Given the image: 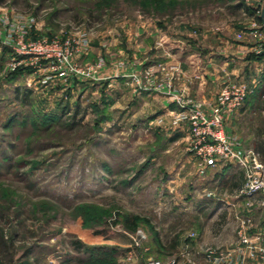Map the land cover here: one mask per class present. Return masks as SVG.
Returning <instances> with one entry per match:
<instances>
[{
  "label": "rangeland",
  "instance_id": "1",
  "mask_svg": "<svg viewBox=\"0 0 264 264\" xmlns=\"http://www.w3.org/2000/svg\"><path fill=\"white\" fill-rule=\"evenodd\" d=\"M257 17L249 0H0L7 40L4 19H20L33 24L26 43L46 38L75 46L85 34L90 48L117 59L156 46L148 40L156 28L170 52L221 50L227 40L239 43ZM78 56L73 62L80 66L97 61ZM36 59H22L0 40V224L14 237L16 264L181 262L178 235L198 225L219 230L210 246L243 247L232 214L208 221L210 212L194 216L191 204L163 195L161 184L172 176L164 171L179 159L158 154L168 142L145 121L124 120L132 105H112L114 92L93 81L73 79L77 89L68 95L61 89L66 76ZM243 123L232 135L264 145V121ZM230 190L223 185L215 194Z\"/></svg>",
  "mask_w": 264,
  "mask_h": 264
},
{
  "label": "crops",
  "instance_id": "2",
  "mask_svg": "<svg viewBox=\"0 0 264 264\" xmlns=\"http://www.w3.org/2000/svg\"><path fill=\"white\" fill-rule=\"evenodd\" d=\"M249 5L256 10L257 22L252 23V26L247 29L248 32L242 34L241 39H238L239 43H229L228 40H223L226 44L221 50L208 47L207 51L201 52L195 48L189 50L183 46L179 47L176 52H170L165 46V39H167L165 32L156 28L149 33L148 37V40H151L156 46L149 49L135 47L133 50L139 53L144 52V56L132 52V57H121L128 63L127 68L108 70L105 75H108L110 79L96 82V85L106 87V91H110L111 94L114 92L116 97H113L115 99H113L112 105L117 106L123 102L127 106L126 109L128 105H132L125 121H145V129L159 131V135L168 142L167 146L158 150V152L160 151L158 154L162 158L175 156L179 159L176 160L174 166L165 167L166 170L163 169L164 173L172 174L166 182L161 184V189L165 192L164 196L173 194L178 202L175 204L178 206L186 207L191 204L196 210L194 216L199 217L202 216L201 214L210 212L207 217L208 221L220 214H222V219L232 214L233 228L237 237H239L238 233L244 223H248L245 226L247 236L253 242L264 246V198H248L241 193L245 183L244 172L235 165L219 163L217 167L209 168L205 177L199 176L198 160L190 150L191 128L186 114L180 110L172 98L154 92H139L131 85L129 79L120 77L141 65H144L145 68L158 67L162 63L177 66L179 73L175 79V87L178 91H184L191 98L204 103L207 111L213 109L217 98L226 86L233 82L248 84L251 93L243 108L234 117L227 119V131L232 135L239 130V126L243 125L244 121H264V90L260 93L259 89L261 86L264 89V54H257L258 45L264 43V24L259 20L264 0H249ZM244 9L245 6H242L241 10ZM179 41L184 45L183 38H180ZM191 45L195 46L193 42ZM101 51H103L102 48L94 50L91 47L88 55L78 56L77 59L84 63L98 60L101 57L108 61L117 59L109 50L105 52L104 56ZM117 51L122 53L120 50ZM64 81L65 84L61 89L67 90L68 95L73 94L77 89L74 85L76 81L71 77ZM106 91L104 90L103 93ZM125 100L128 103H125ZM237 138L244 148L254 151L261 163L264 164V145H259L258 139L252 142L239 136ZM192 174L194 180L192 183H188L189 176ZM191 185L192 187L189 188ZM223 185L230 186V193L218 196L215 191L222 188ZM185 189L192 190L190 196L180 198L177 194L178 191ZM202 192L203 196H201ZM218 232L216 225L210 227L198 225L196 228L178 235L181 239L180 249L184 252L185 248L189 247L191 257L198 264H209L206 253L210 247H213L210 246V241L216 237ZM191 233H196V237L187 239ZM217 249L221 251L219 248ZM235 258L236 260L243 259L244 264H253V259L249 254H246L245 257L236 255ZM179 264H186V262L182 259Z\"/></svg>",
  "mask_w": 264,
  "mask_h": 264
},
{
  "label": "built area",
  "instance_id": "3",
  "mask_svg": "<svg viewBox=\"0 0 264 264\" xmlns=\"http://www.w3.org/2000/svg\"><path fill=\"white\" fill-rule=\"evenodd\" d=\"M19 20L4 19L3 24L8 29L6 33H8L9 40L5 36L3 37L0 32V40L3 46L13 49L22 59L32 54L37 55V61L42 58L41 64L46 62L60 74L65 75L66 78L71 77L83 82H102L110 79L108 75H105L108 70H123L128 66L124 59L108 61L103 57L94 64L80 66L73 62V58L77 55L86 56L89 54L90 42L87 35H81L75 46L70 41H66L63 47H60L56 42L50 43L46 38L42 41L26 43L29 35L27 29L33 28V24H22L23 22ZM15 36L18 37L16 40L14 39ZM103 46L105 47V45ZM257 54H264V43L258 45ZM178 73L179 68L177 66L162 63L158 67L148 68L141 65L120 77L129 79L131 85L139 92L147 91L161 94L172 98L178 104L180 110L186 114L185 116L189 120L191 128L190 150L198 160L200 175H206L209 168H215L219 163L235 165L245 174V183L241 193L248 198H264V164L261 163L254 151L244 148L240 140L227 131L226 126L227 119L234 117L245 105L251 93L250 86L241 82L231 83L222 90L213 109L207 111L204 103L191 98L184 91H178L175 87V79ZM247 224L244 223L238 233L243 247L227 252L210 248L206 253L209 264H244L243 259L236 260L235 257L236 255L245 257L246 254H249L253 259V264H264V246L253 242L247 236L245 230ZM195 237L196 233H191L187 239H194ZM180 259L185 260L186 264H198L191 257L189 247L181 252ZM179 263L176 259L165 263L150 259L145 264Z\"/></svg>",
  "mask_w": 264,
  "mask_h": 264
},
{
  "label": "trees",
  "instance_id": "4",
  "mask_svg": "<svg viewBox=\"0 0 264 264\" xmlns=\"http://www.w3.org/2000/svg\"><path fill=\"white\" fill-rule=\"evenodd\" d=\"M260 22L261 19H259ZM139 220L136 218L135 221ZM134 224L132 230H134ZM17 259V248L14 244V237L8 235L5 229L0 224V264H16Z\"/></svg>",
  "mask_w": 264,
  "mask_h": 264
},
{
  "label": "water",
  "instance_id": "5",
  "mask_svg": "<svg viewBox=\"0 0 264 264\" xmlns=\"http://www.w3.org/2000/svg\"><path fill=\"white\" fill-rule=\"evenodd\" d=\"M261 21L264 24V5H263L262 11H261Z\"/></svg>",
  "mask_w": 264,
  "mask_h": 264
}]
</instances>
